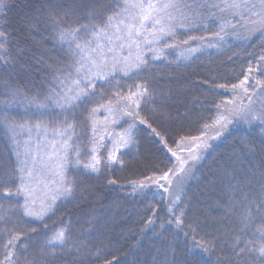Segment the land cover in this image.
<instances>
[{
  "label": "trees",
  "instance_id": "trees-1",
  "mask_svg": "<svg viewBox=\"0 0 264 264\" xmlns=\"http://www.w3.org/2000/svg\"><path fill=\"white\" fill-rule=\"evenodd\" d=\"M181 2L212 5L220 0ZM111 6L112 0H8L5 14L0 15V31L7 36L5 47L9 53L3 58L8 62H0V111L7 104L4 114L17 125L41 124L53 131H62L64 116H68L69 122L76 125L70 143L81 151V161L88 162L93 147L101 157L99 173L88 172L74 162L70 164L66 175L77 181L76 190L68 198L59 195L55 213L42 220L23 214L19 207L24 202L22 195L0 197V260L4 258V245L15 234L20 237L12 249L18 264H25L26 260L35 264H236L221 233L234 232L237 221L234 215L225 216L224 206L233 198L240 200L239 188L250 199L258 196L259 181L264 177V125L259 120L246 122L241 116L230 115L232 122L217 136L214 122L220 114H228L225 107L239 110L246 106L249 120L251 115L264 116V101H260L264 97V63L260 62L264 36L255 32L246 37L237 35L233 28H225L221 33L223 40H219L215 34L220 25L238 23V17L212 7H182L179 13L193 21L178 28L171 39L153 46L162 50L156 53L159 58H153L146 48V67L112 74L107 81L96 80V94L78 102L70 112L54 101L47 102L41 110L35 104L29 105L28 99L34 96L44 102L50 88L60 92L53 79L56 70L73 72V78H78L69 44L59 41L53 21L61 28L71 29L88 23L86 13L95 12L99 15L94 22L102 23ZM245 76L248 80L244 86L233 91L231 86L239 85ZM138 84L146 85L151 94V98L139 100L137 109L147 123L136 122L135 144L120 147L114 153L123 164H107L113 139L108 137L99 144L93 141L89 113L98 109L91 117L96 121L109 102L112 106L124 102L117 103L116 93L127 96L129 90L136 91ZM17 89L24 95L11 97L9 92ZM221 101L226 104L221 105ZM216 105H221L219 111ZM121 122L116 129L129 128L133 121L124 115ZM15 131L0 116V176L12 174L17 153L21 154ZM122 134L117 133V139L127 140ZM204 143L209 146L203 147ZM194 155L198 159H190ZM177 157L188 161L185 167L190 165L183 173L177 170ZM164 172H169L171 185L147 179L158 180ZM109 180L115 183L110 184ZM137 182L147 183L148 187L134 188ZM4 187L14 189L15 183H5ZM181 190L183 194L173 211L184 212V223L191 224V231L167 222L172 219L168 211L171 200ZM149 220L154 223L149 225ZM61 228H70V240L83 241L84 246L77 251L59 243L46 245ZM201 241H213L216 247L203 252L197 247ZM49 251H55V257L48 256Z\"/></svg>",
  "mask_w": 264,
  "mask_h": 264
},
{
  "label": "snow or ice",
  "instance_id": "snow-or-ice-1",
  "mask_svg": "<svg viewBox=\"0 0 264 264\" xmlns=\"http://www.w3.org/2000/svg\"><path fill=\"white\" fill-rule=\"evenodd\" d=\"M195 9V8H216L220 12H228L229 15L238 17L241 27L245 29L248 35L259 32L264 36V0H220V3H214L212 5L199 4L190 5L182 3L181 0H112L111 11L106 14L103 18L102 23L94 22L98 17V13L88 12L86 13L88 23L80 24L78 27L71 29H65L59 27L57 21H53L58 27L59 41L69 44V55L74 60L73 70L75 77L73 78V72H67L63 70H56L54 76V82L57 83V87L60 88V92H56L55 89H49V95L44 98V102L39 100L38 96H34L28 99V104H35L37 110L45 109L47 102H55L57 106L66 111H71L73 106H76L78 102H84L86 98L95 95V81L104 80L107 81L112 76L113 71L117 64H123L125 68L131 70L135 68L140 70L147 66L148 61L144 58L142 49L147 47L152 53L153 58H159L156 56L157 52L162 50L153 47L155 44L163 39H171L175 34L177 16L175 13L179 12L181 8ZM8 8V0H0V15L5 14V10ZM51 10H49L50 14ZM68 12H65L67 15ZM197 16L199 13H196ZM180 16L185 20L188 17L184 16L181 12ZM181 28L183 24L179 25ZM225 28H235L231 22L220 25V31L215 35L219 40H223L221 36L222 32H225ZM226 34V33H225ZM151 37V39H149ZM195 39V38H193ZM203 39V38H201ZM103 41V42H102ZM7 43V36L4 32L0 31V62L7 63L4 57L9 55L8 49L5 47ZM187 43V41H185ZM173 45H167L172 47ZM127 50L128 56L122 55ZM135 50V57L132 58V52ZM195 51V50H193ZM109 57H111V65L109 67ZM260 62L264 63V55L260 57ZM251 72V68H249ZM248 77L240 82L239 85H232L233 91L238 87H243L247 82ZM70 82V84H69ZM8 86V85H6ZM224 88L225 85H219ZM247 92V89H245ZM9 95L13 98L17 96H23V92L13 90L9 92ZM117 103L121 100L131 107L132 111H126L124 109H117L120 115H126L132 118V123L129 124V128L126 130L124 135L127 136V140L121 138L120 147H127L134 145L135 140L133 137V129L135 128L136 122L141 124L147 123L139 116L137 109L139 108V100L142 98H151V94L148 92V88L144 84L136 85V91L132 92L129 90L127 96L121 97L119 93H116ZM2 103V102H0ZM226 102L221 101V105H225ZM221 105H216L219 111ZM8 110V105L5 104L4 109L0 111L3 122L7 127L13 131L17 127H23V125H17L14 120L8 115L4 114ZM109 112H113L111 102L107 106ZM98 111V109H91L88 119L92 124L93 141L96 139V127L95 121L91 119L92 115ZM228 114H220L214 124L217 127L216 135H220V130L227 127L232 121L229 119L230 115L241 116L246 122L259 120L264 125V116L251 115L249 120L246 114V106H242L239 110H229L227 107L224 109ZM115 123V120L112 121ZM63 130L58 134L62 138L60 144V151L57 157L55 167L58 169L57 175L60 178L62 189L60 190L61 197L73 196L77 181L75 179H69L66 175V170L71 163L77 165H83V168L91 173L100 172L101 157L97 153L96 147L90 150L88 162L84 163L81 161L80 156L82 155L79 148L73 146L70 141L72 140V134L75 131V122H69V117L64 116L63 119ZM39 128V125H36ZM151 129V125H148ZM156 136H160V133L155 132ZM103 139V137H100ZM199 139V138H193ZM161 141L166 144V141L161 137ZM207 143L203 144V147H208ZM52 147L55 149L56 145ZM71 150V153L69 152ZM119 148H114L110 151L106 157L107 164L113 162L123 164L122 160H118L114 154L118 152ZM169 151H172L169 149ZM55 154V153H54ZM20 153H17V165L13 169L12 174H6L0 176V188L3 189L0 192V197H8L12 195H22L24 202L19 207L26 216H35L39 219H43L49 214H54L56 211V200L59 197L53 196L46 202H43L38 210L35 209L36 201L33 198L34 183L39 182V173L37 171V165L41 167L51 168L52 164H46L38 154L31 155L29 152L23 154L24 158H20ZM71 155V159H70ZM173 156H176V152H172ZM29 156L31 157L29 159ZM51 161L52 157L47 158ZM179 160V172L183 173L186 171L187 160ZM192 160L198 159L197 156L190 157ZM169 172H173L169 169ZM169 172H164L158 180H152L147 178L151 183H158L159 180L166 181L171 185L172 181L169 179ZM175 173L173 172V175ZM18 181V183H16ZM110 184H114V180L108 181ZM5 183H15V188L4 187ZM134 188L144 189L148 187L147 183H135ZM160 188H163L167 193L168 189L164 188L163 184H159ZM237 188L232 189V196L235 197ZM240 200L237 201L234 198L224 206L225 216L234 215L237 221V229L232 233H221L225 237V242L229 244L231 251L236 259V264H264V177L259 181V193L258 196L249 198V194L243 191V188H239ZM183 190L177 192L174 198L171 200V207L168 211L171 213L170 223H174L176 227L183 230V227H188L189 230H193L191 224L185 225L184 223V212L181 210L179 214L173 211L177 203L180 201ZM234 209H239L234 211ZM257 217H259V223L257 224ZM2 219V217H0ZM154 221L149 220L148 224L152 225ZM163 228V225H161ZM70 228H61L54 233L45 243L46 245L59 243L68 249H76L79 251L84 246L83 241L77 243L76 241L70 240L68 235ZM187 235V233H185ZM20 239L19 236L13 234L10 239L7 240L5 247L4 258L0 260V264H18L17 259H13L15 253L12 251L16 247V241ZM197 247L203 251L208 252L214 250L216 245L213 241H201L197 244ZM99 250L97 251V255ZM43 256V250L41 251ZM48 256L55 257V251H49ZM25 264H35L34 261H25Z\"/></svg>",
  "mask_w": 264,
  "mask_h": 264
},
{
  "label": "rangeland",
  "instance_id": "rangeland-1",
  "mask_svg": "<svg viewBox=\"0 0 264 264\" xmlns=\"http://www.w3.org/2000/svg\"><path fill=\"white\" fill-rule=\"evenodd\" d=\"M177 16V20L175 21L176 28L175 31L178 28H181L179 25L183 24L184 27L188 24H191L193 21H185L183 17L180 16V13H175ZM239 21V18H237ZM235 25V28H233L235 31H237V35L243 34V36H248L245 29L241 27L240 22L233 24ZM183 27V28H184ZM235 35V33H234ZM236 35V36H237ZM151 39V37H149ZM103 42V41H102ZM147 47L142 49V53L144 55L145 50ZM122 55L128 56L127 50H125ZM136 53L135 50L132 52V58L134 59ZM111 65V57H109V67ZM130 71L129 69L125 68L123 64H117L115 70L113 71V74L117 73H126ZM264 101V97H260V101ZM127 106L124 102L121 105L114 104L112 108L114 109L113 112H109L107 109L104 110V114L101 116H97L95 118V127H96V139L95 142L99 144L102 140H106L108 137L112 140L113 139V148H120L121 139H117V133L124 136V133L128 129V127H122V128H115L116 125L119 123H122L124 115H120L117 109H123L127 108ZM115 120V123L112 121ZM36 125H39V128L36 127ZM15 132H17L16 135H18V146L21 148V154L22 159L24 158L23 154L27 151L31 155L38 154L41 159L45 161L46 164L50 163L52 164V167L49 169L47 167H41L39 164L37 165V171L39 173V182L34 183V193L33 198L37 202L35 205L34 210H38L43 202H46L51 197L56 196L58 197L60 195V190L62 189V185L60 183V178L57 175L58 169L55 167V163L57 160V157L59 155L60 151V144L62 143V138L59 136L60 131L56 130H49L46 127L42 126L41 124H30L27 123L23 127H17ZM14 132V134H15ZM100 137H103V139H100ZM55 144L56 148L54 149L52 145ZM70 152V150H69ZM55 153V154H54ZM71 153V152H70ZM52 157L51 161H49L47 158ZM31 157L29 156V159ZM190 166V165H189ZM189 166L186 167V170L189 168Z\"/></svg>",
  "mask_w": 264,
  "mask_h": 264
}]
</instances>
